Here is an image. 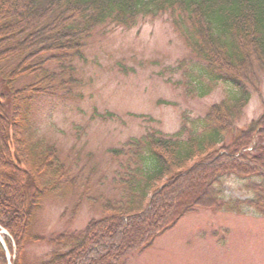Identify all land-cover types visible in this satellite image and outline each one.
Returning <instances> with one entry per match:
<instances>
[{
  "label": "trees",
  "instance_id": "obj_1",
  "mask_svg": "<svg viewBox=\"0 0 264 264\" xmlns=\"http://www.w3.org/2000/svg\"><path fill=\"white\" fill-rule=\"evenodd\" d=\"M160 14L193 56L174 66L186 95L201 98L226 84L225 95L203 116H183L173 133L147 132L110 148L118 197L102 202L104 216L55 236L56 248L37 264H123L198 208L264 217V108L224 142L264 69V0H0V76L8 88L0 93V228L13 264H24L25 244L37 239L31 224L42 196L73 185L67 178L59 185L66 167L37 135L32 95H54L75 81L71 61L82 58L95 29L132 28ZM24 76L30 82L13 87ZM228 174L252 178L246 198H224Z\"/></svg>",
  "mask_w": 264,
  "mask_h": 264
},
{
  "label": "rangeland",
  "instance_id": "obj_2",
  "mask_svg": "<svg viewBox=\"0 0 264 264\" xmlns=\"http://www.w3.org/2000/svg\"><path fill=\"white\" fill-rule=\"evenodd\" d=\"M192 57L166 14L132 28L109 24L95 29L85 40L82 58L71 61L74 82L54 95H32L30 120L37 135L55 147L66 167L59 185L66 178L73 185H61L40 199L31 224V235L37 239L25 244L24 264L47 259L56 248L51 240L58 234L79 231L90 219L104 216L102 202L119 195L113 181L118 166L110 148L147 132L173 133L183 116H203L224 97L226 84L201 98L186 95L174 66ZM2 69L7 72L8 65ZM256 75L255 87L248 86L250 98L226 135V144L263 111L264 69ZM28 82L30 77L24 76L13 87ZM7 90L0 76V93ZM250 179L221 176L224 198H246L243 185ZM5 237L7 232L0 228V245L6 264H11ZM123 264H264V217L250 210L237 214L198 208Z\"/></svg>",
  "mask_w": 264,
  "mask_h": 264
},
{
  "label": "water",
  "instance_id": "obj_3",
  "mask_svg": "<svg viewBox=\"0 0 264 264\" xmlns=\"http://www.w3.org/2000/svg\"><path fill=\"white\" fill-rule=\"evenodd\" d=\"M11 264H13V263L11 262Z\"/></svg>",
  "mask_w": 264,
  "mask_h": 264
}]
</instances>
